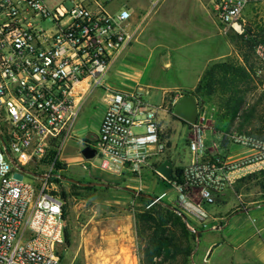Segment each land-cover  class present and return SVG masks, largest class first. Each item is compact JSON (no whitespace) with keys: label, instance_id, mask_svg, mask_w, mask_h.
Wrapping results in <instances>:
<instances>
[{"label":"built area","instance_id":"built-area-1","mask_svg":"<svg viewBox=\"0 0 264 264\" xmlns=\"http://www.w3.org/2000/svg\"><path fill=\"white\" fill-rule=\"evenodd\" d=\"M163 2L0 0V264H60L66 219L56 166L88 95L101 92L106 110L99 132L81 147L83 170L117 177L130 188L151 172L172 186L192 232L216 229L208 208L239 180L264 171V140L256 135H228L232 148L247 152L240 157L210 153L199 109L188 126L190 162L182 182L175 168L171 181L158 173L168 149L161 122L169 107L147 102L148 90H118L107 77L138 37L132 19L147 21ZM210 11L225 32L255 39L264 62V0H211ZM87 146L95 151L91 159L82 155ZM26 172L37 181H24ZM132 189L144 192L142 183ZM166 196L151 198L156 203Z\"/></svg>","mask_w":264,"mask_h":264},{"label":"rangeland","instance_id":"rangeland-1","mask_svg":"<svg viewBox=\"0 0 264 264\" xmlns=\"http://www.w3.org/2000/svg\"><path fill=\"white\" fill-rule=\"evenodd\" d=\"M202 1L205 7L197 0H181L180 4H177L180 7H175L185 19L181 17L177 19L176 28L174 29L175 38L172 39V45L176 44L186 47L183 50L186 59L178 60L176 64V68L178 67L177 71L163 72L164 77L159 79L162 86L167 85L165 82L167 80L170 86L191 88L198 82V76L202 71L204 60L230 52L231 49L234 53L230 56L236 55L235 45L239 37L233 32L227 33L222 29L219 31L215 30L213 23L215 20L208 16L209 14L211 15V7L209 8L206 5L207 0ZM164 2L148 20H151L149 29L154 32L161 27L164 31L167 29L168 26L167 24L164 26L162 16L167 10V12L170 10L174 11V7L166 8V4L163 7ZM211 29H214V33L207 34V31L210 32ZM164 40L158 39L157 41L161 42ZM140 41L139 36L124 51L121 59L123 60L126 57V60H130L132 58L131 49L139 46ZM193 41L194 43H192ZM149 44L153 45L151 42ZM226 58L219 61H223ZM136 68L133 65L129 69V73L139 77L142 72ZM110 85L112 86V83ZM162 86L158 89L153 88L151 96L147 97L146 101L153 105L161 104L162 88L165 87ZM193 91L177 90L165 95L164 105L169 107V111L168 114H165L167 118H164L161 122V135L163 141L167 142L168 149L160 162H158L159 165L167 159H171L176 167H185L190 162L187 145L190 134L189 127L174 118L172 103L181 95L186 94V92L192 93ZM101 95V92H97L88 95L87 98L84 97L82 110L73 132V139L66 144L63 153V163H60V165L64 166L62 171L64 177L86 184V186L79 185V187H74L73 184L75 183L67 181H62L59 184L60 194L67 195V198H65L67 207L65 219L66 229L71 238V246L65 245L58 253L60 264H141L136 234V214L145 211L148 207L146 202L138 199L139 195L151 196L166 193L167 196L164 200L169 202H174L175 198L172 186L168 182H163L149 171L144 172L141 182L135 180L133 184L131 183L132 188L137 187L141 183L143 186L144 192L134 194L124 190L122 187L134 191L125 181L117 177L99 171L88 173L83 170L82 163L84 160L80 150L83 145L89 143V139L93 135L97 134V114L102 106ZM184 96L195 99L192 95ZM198 104L201 114L206 118L204 123L206 125L205 133L208 141H210L209 152L215 153L214 151H218L216 147V142L218 141L215 140L217 132L214 130L218 111L216 99L212 98L204 103L198 102ZM139 131L140 129L137 130V132ZM171 138L173 139V144L177 145V149H170ZM20 176L26 182L33 183L37 181V178L27 174H20ZM90 184L105 185L91 186ZM82 187H96V189H82ZM226 194V197L229 196L231 198H226L229 205L222 204L221 208L228 217H231L236 212H244L254 207L264 206V187L259 182L244 178L232 187L230 193ZM224 199L225 196L223 200L220 198L219 201L223 202ZM188 218L191 219V217ZM123 235L126 237V244L128 245L125 250L120 245ZM121 250H123L122 255H120Z\"/></svg>","mask_w":264,"mask_h":264},{"label":"trees","instance_id":"trees-1","mask_svg":"<svg viewBox=\"0 0 264 264\" xmlns=\"http://www.w3.org/2000/svg\"><path fill=\"white\" fill-rule=\"evenodd\" d=\"M256 43L255 39L239 37L235 45L236 55L212 63L195 90L184 94L192 95L197 102L202 103L216 99L218 111L214 130L222 135L221 144L224 146L228 145V135L233 131L249 132L264 140V62L256 54ZM174 118L181 121L176 116ZM181 122L189 126L188 123ZM158 166L156 164V168ZM56 168L63 171L64 166L58 164ZM174 168L175 177L182 182L184 167ZM245 179L259 182L264 187V171L249 175ZM55 181L62 183L59 179ZM73 186L79 187L76 184ZM62 197L65 200L67 195L62 194ZM138 199L146 202L148 207L136 214L141 264H191L197 247V237L177 213V204L164 199L154 203L156 197L150 198L143 194ZM66 212L65 204V218ZM188 222L193 224L189 218ZM64 238L65 245L71 246V238L66 228Z\"/></svg>","mask_w":264,"mask_h":264},{"label":"crops","instance_id":"crops-1","mask_svg":"<svg viewBox=\"0 0 264 264\" xmlns=\"http://www.w3.org/2000/svg\"><path fill=\"white\" fill-rule=\"evenodd\" d=\"M180 2L181 0H166L162 5L165 7L166 4V8L174 7V11L170 10L167 12V10L162 16L164 26L165 24L168 26L165 31L162 27L156 32L149 29V23L151 20H148L150 18L145 22L139 21L137 17L132 19V24L139 28L138 37L140 36L141 39L139 43L140 45L131 49L132 58L130 60H126V57L122 60V54L114 63L107 77L109 78L107 80L109 85L112 83L113 87L125 92H134L142 88L149 91L150 95L148 97H150L153 88L158 89L162 86L159 79L164 77V71V73L172 70L174 72L177 71L178 67L176 68V64L178 60L186 59V55H184L183 52L186 47L176 44L172 45V39L175 38L174 29L176 28L177 19L180 17L185 19L175 8L179 6L177 4H180ZM197 2H200L203 6L205 5L202 0H197ZM206 2V5L210 8L211 0H207ZM208 16H210L211 19L213 18L212 14H209ZM213 23L215 30H223L216 21H213ZM213 33L214 29H211L210 32L207 31V34ZM158 39L164 41L159 42L157 41ZM150 42L153 43V45H150ZM192 43H194V41ZM233 53L234 52L231 49L230 52H225L204 60L202 71L198 76V82L191 88L183 86L173 87L168 85L167 80H165L167 85H163L165 87L162 86L163 95L161 104L165 102V95L169 92L177 90L193 91L199 84L207 68L212 63L219 62L220 59L226 57H231L230 55ZM133 65L137 67L136 69L138 71L142 72L139 77L133 76L129 73V69L132 68ZM182 96L183 95L180 97ZM100 108V112L97 114V133L99 132L106 110L103 101ZM164 118H167V115L163 113L162 120ZM215 135L217 136L215 140L218 141L216 142L218 152L226 154L232 158H237L247 153L245 150L232 148L229 143L227 146L222 145L220 141L222 135L219 133H216ZM170 141V149H177V145L175 146L173 144L172 138ZM208 144L210 146V141H208ZM231 189L232 188L227 191L230 193ZM227 191L225 194L228 193ZM225 194L221 197L223 200V197L225 196L223 202L218 200L214 206L208 208V211L211 214L210 224L216 229L200 232L199 237L196 239L197 247L192 255L191 264H264V206L254 207L244 212H236L231 217H228L226 216V212H223L221 208L222 204L229 205L226 198L230 197H226L227 194ZM230 199L228 200L230 201ZM121 243L120 245L123 247V250H125L128 245L126 244V237L124 235L122 236ZM123 250L120 251V255H122Z\"/></svg>","mask_w":264,"mask_h":264},{"label":"water","instance_id":"water-1","mask_svg":"<svg viewBox=\"0 0 264 264\" xmlns=\"http://www.w3.org/2000/svg\"><path fill=\"white\" fill-rule=\"evenodd\" d=\"M195 99H193V98L191 99V98H187L185 96H182L178 100L176 105L174 106V109H173L174 116H176L181 121H184L188 124H195L198 120V110H199V104H198L197 100H195ZM82 155L86 159H91L95 156V151L92 148L87 146L82 150ZM173 168H174L173 161L171 159H167L161 165H159V167L157 168V171L166 180L171 181L173 179ZM26 173L31 175V176L38 177V175H36V174L30 173V172H26ZM61 179L63 181L75 183L77 185L86 186V184L80 183L79 181L72 179V178L61 177ZM90 185L91 186H94V185L102 186L105 184H90ZM122 188L126 191L137 194L135 191H133L131 189H128L126 187H122ZM149 197L151 198V196H149ZM177 213L183 217L185 222H187L186 216L181 211L178 210ZM193 232L195 233L196 237L198 238L200 235V232L199 231H193Z\"/></svg>","mask_w":264,"mask_h":264}]
</instances>
